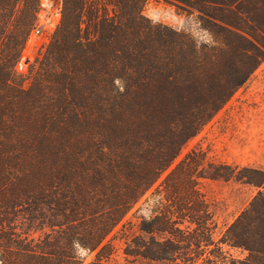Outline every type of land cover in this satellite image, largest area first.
<instances>
[{"label":"trees","instance_id":"1","mask_svg":"<svg viewBox=\"0 0 264 264\" xmlns=\"http://www.w3.org/2000/svg\"><path fill=\"white\" fill-rule=\"evenodd\" d=\"M113 1L117 12L112 16L108 0H64L55 38L25 89L15 67L38 0H20L19 8V0H0V264H84L78 249L96 253L88 264H110L105 238L170 167L175 133L203 109L200 100L186 108V100L175 95L179 84L170 79L179 64L188 74L204 70L192 37L146 18L143 7L149 0ZM174 1L190 4L201 15L202 3H215ZM137 113L138 132L154 119L171 132L154 156L138 144V178L127 180L125 171L134 161L129 146L118 152L99 141L116 116ZM203 124L195 123L193 133ZM84 140L91 145L82 148ZM193 161L188 155L164 178L165 203L157 200L161 209L140 226L150 239L139 257L164 264L199 259L200 264H264V192L214 242L213 214L196 189L192 172L200 164ZM86 163L93 176L82 188L74 176L66 178L65 170L75 175L74 169ZM219 178L227 177L213 176ZM44 225L54 235L35 239L31 228ZM211 245L217 249L208 251L214 259L204 256ZM224 247L247 255L235 258ZM179 249L184 252L177 254Z\"/></svg>","mask_w":264,"mask_h":264},{"label":"rangeland","instance_id":"2","mask_svg":"<svg viewBox=\"0 0 264 264\" xmlns=\"http://www.w3.org/2000/svg\"><path fill=\"white\" fill-rule=\"evenodd\" d=\"M108 2L111 4L107 6V10L113 16L117 9L113 0ZM19 6L20 0L17 8ZM199 8L205 15L193 12L195 15L190 16V4L174 0H149L143 7V15L153 23L166 25L195 41L197 55L203 61L204 70L200 75L188 74L179 64L170 79L179 84L181 89L175 95L180 100H186V108L200 100L203 102V109L198 115L188 119L187 126L181 132L175 133L173 139L176 147L172 151L176 155L170 167L132 205L105 238L103 244H107L108 248L104 255H108L110 264H164L146 262L139 257L142 245L150 239V236L140 231V226L143 220L148 221L155 211L161 209L156 202L162 200L165 203L162 182L169 171L188 155L200 164L192 174L197 176L196 189L213 214L214 242L220 239L222 232L233 223L253 197L259 191L264 192V57L261 55V52L264 53V0H215L213 5L202 3ZM211 16L220 21L213 20ZM178 20H181L180 23ZM54 38L55 33L47 41L34 47L28 45L23 50L15 70L25 89ZM257 58L260 61L256 64ZM188 81L194 86H185ZM241 81L244 83L235 88V84ZM219 100L223 103L217 104ZM215 104L216 108L213 109ZM130 119L135 121L132 127ZM200 120L204 124L194 134V124ZM145 128L140 127L138 132V113L133 117L116 116L111 124H107L104 132L106 138L104 136L99 141L102 146L114 147L118 152L125 151V147L129 146L136 163L130 161L131 167L125 171L127 180L138 178V144L143 143L145 151L149 154L152 152L154 156L165 136L171 132L169 129H161V123L157 119ZM141 131L145 133L139 139L138 133ZM159 135L162 139L157 143ZM145 139L149 143H145ZM90 145L89 140H84L82 148ZM85 167H89V164L74 169L75 175L65 170L66 178L74 176L76 182L80 181L79 186L87 188L93 174L91 170H85ZM253 170L260 172L254 173ZM218 172L228 179H213ZM247 182H253L257 186ZM178 226L180 229L184 227ZM31 233L35 239L54 235L46 225L43 229L31 228ZM153 239L163 241L158 235ZM224 248L238 259L247 255L246 251L240 249ZM209 250H214L215 254L216 246H209L204 254L214 259L213 255L208 254ZM176 252L181 254L184 251L179 249ZM77 253L84 259V264L91 262L96 254L81 249ZM201 261L199 259L195 264H200ZM166 264L184 263L176 260L175 263Z\"/></svg>","mask_w":264,"mask_h":264},{"label":"built area","instance_id":"3","mask_svg":"<svg viewBox=\"0 0 264 264\" xmlns=\"http://www.w3.org/2000/svg\"><path fill=\"white\" fill-rule=\"evenodd\" d=\"M63 9L64 0H38L26 46L34 47L47 41L59 27Z\"/></svg>","mask_w":264,"mask_h":264},{"label":"crops","instance_id":"4","mask_svg":"<svg viewBox=\"0 0 264 264\" xmlns=\"http://www.w3.org/2000/svg\"><path fill=\"white\" fill-rule=\"evenodd\" d=\"M230 8H231V9H233V7H232V6H231ZM193 12H198V11H197V10H195V9H192V8H191V13H190V16H193V15H195ZM180 21H181V20H178V23H180Z\"/></svg>","mask_w":264,"mask_h":264}]
</instances>
